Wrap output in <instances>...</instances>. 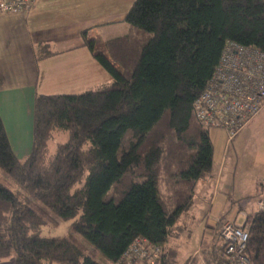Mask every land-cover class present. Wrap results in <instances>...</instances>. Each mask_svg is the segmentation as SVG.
<instances>
[{"label":"trees","instance_id":"trees-1","mask_svg":"<svg viewBox=\"0 0 264 264\" xmlns=\"http://www.w3.org/2000/svg\"><path fill=\"white\" fill-rule=\"evenodd\" d=\"M126 14L130 31L106 42L108 56L83 34L110 82L83 94L37 96L27 158L14 154L0 116V168L38 202L31 209L0 183V258L98 264L81 238L125 264L140 239L159 252L156 264H181L178 224L212 172L215 149L194 104L230 42L264 53V0H136ZM62 132L67 141L50 154ZM44 214L71 222L72 236L43 237ZM243 225L247 259L263 264L264 211ZM220 250L221 260L205 256L207 264H235L224 241Z\"/></svg>","mask_w":264,"mask_h":264},{"label":"crops","instance_id":"crops-1","mask_svg":"<svg viewBox=\"0 0 264 264\" xmlns=\"http://www.w3.org/2000/svg\"><path fill=\"white\" fill-rule=\"evenodd\" d=\"M121 1L36 0L30 10L0 15V116L17 158H27L32 150L33 104L38 95H57L54 91L61 78L81 85L89 76L87 67L100 78H88L83 92L111 81L95 61L83 34L95 40L96 51L110 55L106 42L130 31ZM109 6L112 9L98 14ZM124 24L123 34H108L115 25ZM210 134L215 148L212 172L198 183L188 210L198 201L202 218L194 220L192 229L181 236L177 256L181 264H190L193 258L197 264H207L205 256L219 262L221 225L227 221L243 225L249 215L259 211L263 193L259 184L264 180V107L232 141L224 131L212 130Z\"/></svg>","mask_w":264,"mask_h":264},{"label":"built area","instance_id":"built-area-1","mask_svg":"<svg viewBox=\"0 0 264 264\" xmlns=\"http://www.w3.org/2000/svg\"><path fill=\"white\" fill-rule=\"evenodd\" d=\"M35 1L0 0V15L30 10ZM217 67L205 91L195 101L194 113L205 129L224 131L230 142L264 107V53L230 42ZM259 187L264 194V180ZM259 202V211H264V195ZM221 226L225 256L231 257L235 264H252L245 254L249 236L244 225L227 221ZM125 253V264H144V261L156 264L159 256L148 241L140 239Z\"/></svg>","mask_w":264,"mask_h":264},{"label":"rangeland","instance_id":"rangeland-1","mask_svg":"<svg viewBox=\"0 0 264 264\" xmlns=\"http://www.w3.org/2000/svg\"><path fill=\"white\" fill-rule=\"evenodd\" d=\"M135 1L136 0H122L121 1L122 2V8H124V9H126V11H128V9L130 7H132V5L135 3ZM110 9H112V6L103 8L100 11L98 8V9H96V12L99 11L98 14H102L103 12L109 11ZM124 25L125 26L115 25V27H112L110 29L108 34L114 35V36L116 34L117 35L123 34L122 32L126 29V26H127L126 24H124ZM100 46H102V44H100ZM245 48L260 50V49L255 48V47H253V48L245 47ZM250 58L253 59V57H250ZM87 70L89 72V76H88L89 79L100 78L99 76H94L93 72L91 71V69L89 67H87ZM88 78L86 79L87 82L83 81V83L81 85L75 84L73 81L71 82L67 79L61 78L60 79V87L57 89V91H54V92H56L55 94H57V95H61V94L72 95V94L82 93L89 85L88 84L89 83ZM67 138H68V135L65 132L56 133L50 141L49 153L50 154L54 153L60 145H63V143H65L67 141ZM0 183L7 190L8 189L11 190L17 196L19 201H21L25 206H28L31 209L32 208L37 209V207H38L37 200H35L34 197L30 196L26 192V190L21 187L20 184H18L12 178H10L8 175H6L2 171L1 168H0ZM262 198H263V193H261V199ZM201 207L202 206L200 204H198V201H197L193 204V210H191L189 213L186 212L182 215L183 217L180 219V222L178 224V225H182L183 228H185L184 233L182 234V237H184L192 229V224L194 223V220H201L202 213H203V210L201 209ZM237 210H238V207H237ZM191 213L195 217L189 216V215H191ZM44 216H45L47 225H45L41 231V234L43 237H50V238L66 237L67 238V237L72 236L73 233L71 231V222H68V221L61 222L60 220H58L54 217H51L49 215L44 214ZM222 243H223V241H222ZM78 244L82 245V249H83L84 254L86 256L92 257L98 264H112L111 262H109V260L103 254H101L93 246L86 243L83 239L80 238ZM15 261H16V258H15L14 253L11 254V256L8 258H0V264H14Z\"/></svg>","mask_w":264,"mask_h":264}]
</instances>
